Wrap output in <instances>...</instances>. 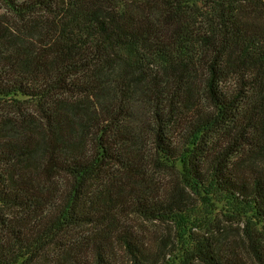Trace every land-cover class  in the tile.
I'll use <instances>...</instances> for the list:
<instances>
[{"label": "trees", "instance_id": "1", "mask_svg": "<svg viewBox=\"0 0 264 264\" xmlns=\"http://www.w3.org/2000/svg\"><path fill=\"white\" fill-rule=\"evenodd\" d=\"M251 262L264 0H0V264Z\"/></svg>", "mask_w": 264, "mask_h": 264}, {"label": "rangeland", "instance_id": "2", "mask_svg": "<svg viewBox=\"0 0 264 264\" xmlns=\"http://www.w3.org/2000/svg\"><path fill=\"white\" fill-rule=\"evenodd\" d=\"M220 219V228L224 227V226H228V231L227 232H222V236L220 238V243H223L229 247L237 244L236 246L239 248V250H241L242 252H244L247 256L248 261H250V259L252 258V251L251 248L249 246V242L248 240L245 238L244 236V223L243 222H238V221H227L223 216L220 215L219 217ZM152 229H157L159 231H162L166 238V243L168 246L167 252L169 253V251L173 252L175 251V246L172 245V242L174 241V233L169 229V227L167 228L164 225H152L151 226ZM226 233V234H224ZM220 235V234H218ZM217 235V237H218ZM198 264V263H195ZM251 264H253V262H251Z\"/></svg>", "mask_w": 264, "mask_h": 264}]
</instances>
